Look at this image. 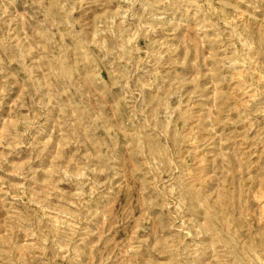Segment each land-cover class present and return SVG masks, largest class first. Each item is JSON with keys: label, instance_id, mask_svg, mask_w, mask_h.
<instances>
[{"label": "rangeland", "instance_id": "374dc122", "mask_svg": "<svg viewBox=\"0 0 264 264\" xmlns=\"http://www.w3.org/2000/svg\"><path fill=\"white\" fill-rule=\"evenodd\" d=\"M0 264H264V0H0Z\"/></svg>", "mask_w": 264, "mask_h": 264}]
</instances>
